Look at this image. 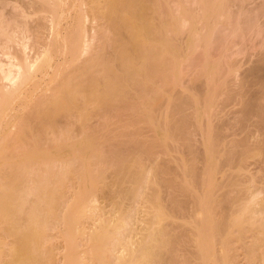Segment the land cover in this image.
<instances>
[{"label": "bare ground", "instance_id": "1", "mask_svg": "<svg viewBox=\"0 0 264 264\" xmlns=\"http://www.w3.org/2000/svg\"><path fill=\"white\" fill-rule=\"evenodd\" d=\"M11 1H15V0H11ZM24 1H26V0H24ZM29 1H31V2H29ZM29 1L27 0L25 2L28 4V7L30 6V8L35 9L37 14L39 13L38 16L35 18V21L33 20L34 19L33 14L35 16L37 14L34 13V11L33 12L31 11L32 15L29 18V15L27 13L28 20L30 19L28 21L29 26H30V23H32L31 19L33 18L32 19V21H33V27H32L33 32H32V34H30L31 29H27L28 32L27 31L26 32L30 36H27L28 34L25 36V38H28V40L31 38L33 39L32 42H31V40H29L31 42L30 46H28L29 45L28 40H27L28 44H26V43L19 44V42L21 43V41H19L18 38L21 40L22 39L21 35L19 37L14 36V34L18 32V29H17V31L15 29V32H14L15 26L13 27L12 26L13 24L10 21V19H12L13 17L10 16V14H9L10 17L8 15L3 14V11L6 14H8L7 11H5V9L7 8V5H6L7 2L6 3L4 2V4H1L2 6L0 7L2 15H4L3 16L4 18L2 17V15L0 16V18L2 17V19H3V21H2V19L0 20V49L2 48L1 45H3V46H5L4 47L5 49H3V48L2 49L9 52L8 50L13 45L12 42H16L17 45L19 46V48H15V49L11 48L12 50H10L9 53H11V52H13V50H15L14 54H13L14 56H12V53L7 55V54H5L6 52H4L3 50H0V54L1 55L4 54V56H6L5 58L2 56V60H1V55H0V158H2V160H3V157L7 154L6 153L4 155V154H2L3 152L5 153L7 150H10V152H11L12 150H14V152H11V153L9 151H7L8 154L9 153L11 154L10 156L12 157V159L16 158V157L19 159H22V156L20 158L19 155L26 156L24 154L27 150H29V151H27L26 154L30 155L33 152V156L36 154L35 156H36V161H37V164L34 162V165H33V161H35V159H32V162L30 161L32 163L31 164L29 162V159H28L30 157H28L27 160H25V158H26L25 157L24 158L25 161L23 159H22L23 161L18 159L20 162H18V160L13 161V163L15 162V164L18 162V166H17L11 162L13 164L12 165L10 162L5 160L7 162V164L10 163V166L8 165V168L6 166L7 165L6 162H2V161L0 162V165H1V163H2V165H3V163H5L4 166H6V168H7L6 171H4V169L2 168L3 166L0 168V264L3 261H5L6 264H180L179 258L181 255H178V254H179V251H182L181 246L182 247L185 246L184 247L185 249H188V248L190 250L195 249V251L198 254L196 252L195 253L198 255L200 260L202 259L201 261L203 264H209L213 261L214 262L215 261L221 262L222 258L219 260L220 257L218 258L216 256L217 257L216 258L215 256H213V258H212V256H210V255L207 257L206 254L203 253L204 251L202 248V245H203L202 243H204L205 238H209V237L211 238V236L212 235L215 236V234L216 235L222 234L223 229L226 230L225 228L222 229V227H224V224L221 223L222 224L221 225L220 222L219 223H218V221L216 222L215 213H217V212L214 213V211H215L213 208L214 205L212 206V202H211L212 201L211 199L213 198L214 195L211 197V195H208V193H207L209 199L211 198L210 200H208L206 195H204L203 193H201V195H203V197H201V198H197L196 195H195L196 197H194L192 195L190 196V197L197 198L196 199V201L198 200L197 203L200 202V203H202V205L208 204L211 207H209L210 209H207V210H209L208 217H207V215H206V217H203L202 221H201L202 223H200V225H199L198 221H197L198 222V224H197V223H195L196 222L195 219H193L195 221L194 222L195 225L191 224V225H194L193 229H192V227H190L191 232L192 233L194 232L193 238H192V233L190 231H188V229L186 227L188 234L191 233V237H190V239H188V237H187L188 234H187L185 236V238L187 237V239H185L184 235L186 233H183V231H182L183 229L181 230V233L180 232L177 233L178 230L176 231V229L179 228V226L182 227V225H179L182 222H180V221L177 222V221H175L176 219H174V220L170 221L168 224L165 223V222H168L167 218H168L169 214H171L169 217V218H171V216L173 214V213H171V211L174 208L173 207L170 208V206L165 207V206L160 205L157 190H156L157 189L156 185H158V186L162 185L165 187H167V185H168V188L170 186L173 187V185H174V187H176V188L180 187V189L186 190V189H189V186H187V185H189L188 183H190L191 181L190 182L186 181L184 176L181 178L180 169H179L180 172H178V173H180V177H179L178 173L176 174V176L174 175L175 177H171V176H168L166 174L167 171H172L170 169L173 166L170 165L171 162H169L171 158L168 160V162L170 164L167 162V165H165L166 164L165 162L167 161V159H166V161L164 160V164L162 162V166H164L166 168H164V167L162 168V166H160L161 169H160V167H157L154 169V166L152 165L153 167L152 168L150 167L151 172L153 170H155V172L153 171L154 173H151L150 169L148 170V165L145 166L146 165L145 159L147 156L143 157L141 155L143 153H146L143 155L151 154L150 150H152V153L156 156V153H158V152H155L154 150L157 149V151H158L160 148H162L160 146L161 143L157 142V140L159 138L156 141H155V139H154V141L152 139H150V142L152 144L154 142V144L153 145L147 144L149 147L147 146V148H144V147H146V144L143 142L144 140H142V138H140L143 135V132H140V131H144V129H142L141 126H140V128L137 127V125H138V123H140L142 121V120H139L140 116L143 117V119L147 117V119H144L145 121L146 120L148 121V119H150V115L153 116V114H154L152 112L154 110L153 108H155V111L157 110L155 107L156 103H157L156 100H160L163 97V96H161V97L159 96L160 97V99H159L158 96L155 95L156 92L158 95H161V93L163 92L161 90L164 88L165 83L169 84V82H170V81L166 82V80L167 79L171 80L173 77L171 74H173V73L175 74V72H176V71L174 72L173 67H174V64H176L178 66V63H176L175 61H177V60L172 59V57L173 56L177 57V55H176V52L174 53V55H168L170 53L172 54L175 50L173 49L174 51L172 52L170 50L171 48L168 49L169 46L167 44H168V42H169V44L171 42L173 43L172 37H174V39H175L177 36L174 34L173 29L171 27L169 28V26L170 25L175 26L176 30H177V34L180 33L178 31L180 29H177V28H179V25H182L181 23H183V21L186 19L182 20V19H180L179 16H180V14L182 16V13L184 11L182 10L181 11L182 13H180V14L177 12L179 15L177 16L176 19L172 18L171 20L168 19V21H167L166 20L167 18L164 17L163 15H166L168 13L166 12V14H163V10H165V9H163L164 7L161 6L162 4L159 3L160 0H158V1L157 0H155V1H150V0H33L32 1V0H29ZM200 1H201V3L204 2L203 0H200ZM209 1H211V0H209ZM220 1H222V2L224 1L223 2L224 5L227 6V4H229V2L231 0H228L229 2L227 0H220ZM225 1H226V3H225ZM241 1H243V0H241ZM18 2L20 3L19 0H16V4H18L20 6L16 5V7H14L15 5L14 4L12 5V8H14L13 9L14 11L16 10L15 11L16 13H18L21 9H22V11L25 10V7L23 5L21 6V3L19 4ZM208 2H207V4H205L206 8L209 5L211 6V3H213L212 4L213 6H211L210 8L208 7L207 9H209V10L213 9V11L215 13L214 8L217 7L218 8L217 16H219V14L221 16L222 15L221 13L218 14V12L220 11L219 10L220 8H219V6H216L218 3H219L218 5H221L219 0L218 1L212 0V2H209V4H208ZM1 3H3V2H1ZM178 3H179V1H178ZM179 4H182V3L180 2ZM197 4H198V2H197ZM248 4H250V3H248ZM205 5H204V8H205ZM258 5H260V4H258ZM256 6H257V4H256ZM23 7H24V9H23ZM87 7H88L87 12L89 14L87 13L86 16L88 15V17H89L90 14L92 13L91 16H93V18H94V19L92 18V20L95 23H97L96 20L98 21V25H96L95 23H93V25L94 26L96 25L97 27L99 26L98 29L95 26V30H93L95 32V34L91 38H88V39H86L87 35H86L85 27L88 28L89 26L87 27L88 23L87 24H85V23L87 21L89 22L90 20L86 21V16L84 15V13H86L84 9H86ZM180 7H181V5L179 6V9L183 8V7H181V8ZM261 7H264V5ZM16 8L17 9L19 8L18 9L19 11ZM224 8L225 7H223V9H221V11H223V14H224ZM170 9H168V11H171ZM240 9H242V7ZM14 11H13V14L15 13ZM176 11H178V10H176ZM28 12H29V8H28ZM16 13H15V15H16ZM43 13L44 14L47 13V15H49V16L42 15ZM227 13L228 12H226L223 15L224 17L223 16L222 17L225 18ZM22 14H23V12H21V15ZM239 14H240V11H239ZM258 14H260V12ZM21 15L17 14L15 16V20L19 19ZM168 15H170V14H168ZM184 16H186V15H184ZM6 17H8V19H6ZM23 17H25V16H22L21 17L22 19L20 18V21H19L20 23L17 22V25L19 24L21 26V28L18 27L20 30L24 26L27 25V24H25L26 22H25V19H23ZM256 17H257V14H256ZM181 18H183V17H181ZM193 18H194V16H193ZM214 18H216V17H214ZM262 18H263V16H262ZM4 19H6L8 22H6ZM21 20L24 21L25 25L23 24V22H21ZM172 20H174V21L171 22ZM205 20L206 19L204 16V19H202L204 24L207 23ZM216 20L218 21L217 18H216ZM250 20H251V18H250ZM192 21H194V20H192ZM212 21H214V19ZM249 21H247V22H249ZM203 22H201V23H203ZM103 23H106V24H104L105 25V31H103V29H104ZM215 23L216 24H214V25H217L218 22H215ZM262 23H261V25H262ZM21 24L23 25V27ZM7 25H9V26H7ZM101 25H103V28H101L102 27ZM206 25L210 26V24L209 25L206 24ZM107 26H110V27H108L110 29H107ZM200 26H202V25H200ZM213 27H216V26H213ZM11 28H13V29H11ZM100 28L102 30H100ZM204 28H206V27L204 26ZM23 29H25V27ZM45 29H46V31H48L47 29H51V30L49 31L48 34H46ZM89 29H91V27H89L88 30ZM166 29H167V31H169L168 29H170V31L167 32ZM12 30H13V32H12ZM106 30H109L110 32H112L113 34L111 33V35H113V36L110 35V32L106 33ZM102 31L106 35L109 33L107 35L108 37H106L104 35V37H106L104 41L102 40V39H104V37L102 38V34H103ZM171 31H172V36H170ZM26 32H24V34ZM166 33L169 34L168 35L169 37L166 36L167 35ZM167 38H171L172 41L171 42L167 41V40H169ZM106 39H109V40L111 39L110 41H112V44L111 43H108V44L112 45L110 47L113 48V52H112V49L109 48L111 50H109V53H108L107 52L108 48L104 44L102 45V43H105ZM176 40H178V39H175V41ZM98 41L101 42L102 49L100 48L99 45H98L99 46L98 47L97 44H95V43H94L95 44L94 47L91 46V44H90V43H92V45H93V42L97 43ZM172 45H174V43ZM18 46L15 45V47H18ZM31 46H32V48H30V50H28V47H31ZM90 46H91V48L93 47L95 49L94 50L90 49ZM97 47H98V49H96ZM104 47L107 49L106 53H103V51L105 50ZM7 48H9V49H7ZM88 48H89V50H88ZM17 49H18V51H17ZM84 50H86V51L88 50L90 53H91V51L95 52V54H96L95 50H97L96 55L94 53H91V54H94V57L89 55V58H87V60H89L93 57L90 60V63H87V61L85 62L82 58H80V59H82L84 62L82 60L80 62L78 59L80 57L79 52L82 53ZM110 51L112 52V54L110 53ZM84 54H86V52ZM103 54L104 55L108 54V55H106L107 57H104ZM110 54H111V56H109ZM59 55H63L62 59H64V60L66 58V60H65L66 65H68L67 60H70L69 62L75 61V63H76V61L77 62L79 61L80 64L83 62V65L81 64L82 65L81 67H79L80 65L77 66L78 69L75 71L72 70L71 72L74 71L72 74L68 73L67 72L68 69L65 68V66H63L64 65L63 62H61L62 59L57 58V57H59ZM8 56L12 57V58H8ZM82 57H84V59L86 58L85 56H82ZM4 59H6L8 61V63H10L9 66H11V67L8 68V66H6L7 61H5ZM169 59L171 60V62ZM172 60H174V64H173ZM217 60H219V59H217ZM3 61L6 62V64ZM1 63L4 64V66ZM85 63H87V64H85ZM170 63H172L173 65ZM230 63H229V65H231ZM234 63H236V62H234ZM256 63H258V60ZM169 64H170V66L172 65L171 66L172 69L170 68ZM206 64L207 63H205V65ZM73 65H74V62H73ZM179 65H181V62L179 63ZM205 65H204V67H205ZM227 65H225V66H227ZM257 65L260 66L258 69H257V67H258ZM257 65L255 68H256V70H258L257 72L259 74H258V76H254L255 73L253 71L254 75L252 74V76L254 79L251 78L252 80L256 81L259 84V87L258 86H257L258 88L256 87L257 88L256 95H258V96L255 95L257 98H255V97L254 98L258 99V97L261 98V96H262V98L264 99V97H263V95H264V57H263L262 62L257 64ZM69 67H70V64L68 65V68ZM221 67H224V66H221ZM233 67H234V65H233ZM72 68H73V66H72ZM224 68H220L219 72H221L220 71L221 69H223V71H224ZM175 69L177 70L180 68L175 67ZM225 69H227V68H225ZM170 70H171V73L168 72ZM172 70H173V73H172ZM217 70L218 69H216V71ZM205 71H206V68H205ZM168 73H170L169 75L172 76V77L169 76L171 78L167 77ZM251 73H252V71H251ZM205 74H206V72H205ZM215 74L216 73H214L213 76H215ZM248 74H250V72ZM175 76L178 78L180 77L179 73H178V75L176 73ZM175 76H174V79H178ZM207 76H208V74H207ZM232 77L234 78V76H232ZM209 78H211V76ZM174 79H172V80H174ZM222 79H221V81H222ZM63 80H64V82H63ZM252 80H250V81H252ZM54 82L60 83V84H57L56 85L57 87H55L54 85L56 83H54ZM253 82H251V83H253ZM52 83H54V85H51ZM170 83H172V82H170ZM224 83L225 82L223 81L222 84L224 85ZM248 85H251V87H249V88H252V84H248ZM50 86L55 87L54 90ZM47 89L53 90L52 92H50L51 90L49 91V93L51 95L49 93H45V91L47 92ZM230 90H231V88H230ZM152 92H153V94H152ZM159 92H160V94H159ZM46 94H48V96H46ZM153 95H154V97H153ZM154 100L156 103L154 102ZM137 101H140L141 105H143V106H139L136 108L135 103L136 104L139 103ZM163 101L161 100V102L163 104L162 103L160 104V102H159L160 106L164 105ZM180 101H182V100H180ZM117 103L122 105V106L120 105L121 108L118 106L119 104H117ZM151 103L154 105L150 108ZM114 105H116V106L114 107ZM230 105H232V104H230ZM117 106L120 108L121 111H122V109L123 110L126 109L124 106L128 107V110L126 109L127 112H125V115H124V113L119 114L118 111H120V110H119V108H117ZM148 106H149V109H148ZM160 106H159V108L158 107L157 108L160 109L161 108ZM169 107H170V105H169ZM178 107H179V105H178ZM262 108H263V106H262ZM147 109L148 110L153 109V110H151V113H153V114H150V112ZM172 109H174V108H172ZM180 109H183V108L180 107ZM169 111L171 112V110H169ZM176 111H174L175 112V118L178 120L180 118V116L176 117V114H177ZM218 111H220V109ZM231 111H233V109ZM243 111L245 113V116H247V119H250L251 110L246 107L245 109H243ZM259 111H260V109H259ZM142 112L144 113L143 115H141ZM158 113H156V114H158ZM165 113L166 112H164L163 114H165ZM178 113H181V111L178 110ZM163 114H162V116H158L159 115L158 114L157 117L163 118ZM186 114H187V118H188V113H186ZM189 114H191V113L189 112ZM235 114H236V112H235ZM247 114L250 116H248ZM180 115H183V114H180ZM224 115H225V113H224ZM59 116L64 117V118L60 119ZM111 116H113V117L115 116L114 118L118 122L120 120V122H122V123L128 122L131 125H133L134 124L133 122H135V124H137V125H133V128L135 131L132 129V126H131V128L128 127L129 126L128 123H126V124H122L120 122L119 123L122 126L126 125L129 129H131V131H130L131 134L136 132L134 134V136L135 137L137 136V138H138V135H139L140 136L139 138L142 141L140 142L139 138H138L139 140H137V138L134 139L135 137L130 135L129 131L124 133V135H120V134H123L122 131L121 132H119V130L116 131V129L118 128V126L120 124L118 123V126H117V121L114 120V118L112 117V120H114V122L116 121L114 123L110 119ZM232 116H234V115H232ZM241 116H243V115L241 114ZM105 117L106 118L109 117L110 120L108 118L107 119L109 121L106 120ZM116 117H119L120 119L119 118L117 119ZM189 117H190V115H189ZM226 117L228 118L227 115H226ZM57 118L60 119V121L63 119L62 122L59 123ZM103 118H105L104 123H106V122L109 123L110 121H112V122H110L111 124H109V125H110V128H112V129L114 127V130H115L114 131L115 133L113 132L114 134H111L112 131L110 128L109 129L106 128L107 131L104 129L105 126L109 127V125L108 126H107V124L102 125V120L104 121ZM121 118L123 120L125 118H129V120H130V118H131L133 121L130 122L131 120L129 121L127 119V121L125 120L126 121L125 122V121H122ZM151 118L152 119H150V121L152 120V122H153L154 117H151ZM134 119H136V121H134ZM169 119H172V118H169ZM169 119L166 120L168 122V126L166 129L164 128L165 130H167L169 128V122L172 123L171 122L172 120L170 121ZM184 120L188 125L186 117H184ZM184 120L182 119V121L181 120L180 121L183 122ZM145 121H143V122H145ZM163 121L166 122L164 119H163ZM180 121H179V123H181ZM211 121H213V120L211 119ZM258 121L261 122L263 120H258ZM156 122H157V120H156ZM260 122L259 123L258 122H251V124L253 123V126H255V127H253L252 125L249 124L250 123V120H249L248 123H245V126H243V129H245V130L242 129V131L244 133H246V130L255 131L257 127L260 128L259 124L262 123V122L261 123ZM255 123H257V124L255 125ZM62 124L63 125L65 124L64 125L65 127ZM161 124L162 123H160V126H161ZM165 124H167V123H165ZM182 124L180 125V124L176 123V127H175L176 131L179 132L180 137L181 136L185 137V139H188L190 141L191 136L190 137L186 136V135H190L188 133L189 127L184 123L188 127L187 131H185L186 127L184 128V125H182ZM140 125H143L142 122ZM178 125H180V126H178ZM263 125H261V128H260L261 130L264 129ZM115 126L117 127L116 129H115ZM134 126H136L138 129ZM162 126H163V124H162ZM172 127H174V126H171V128ZM143 128H144V126H143ZM223 128H225V127H223ZM229 128H230V126H229ZM121 129L122 128H120V130ZM103 130H105L106 133L109 132V135L106 134V136L107 135L110 136V134H111L110 137H108V136L106 137V140L112 139L113 135H114L113 138L115 136L117 137V135H118V137H117L118 139L117 138L112 139V142L114 144H112L111 140H110V142L107 141L109 143V145L112 146V147L110 146V148H112V149H110L111 152L113 153V151H114V155L119 156V157L117 156L118 159L116 158L117 159L116 162H113L115 160L114 157H113L114 158L113 161L110 160L111 158L110 159L108 158V160L105 159L106 157H104V155H102L103 151L101 150L100 146H96V148H95L96 141L90 142L91 138H97L100 135V133H102V134L105 133V131H103ZM170 130L171 129H168L167 131H170ZM190 130H191V127H190ZM212 130H214V127ZM257 130L259 132V129H257ZM261 130H260V133L258 135L264 134V130L263 131H261ZM153 131H155V129ZM171 131L173 132L175 130L173 129ZM202 131H204V130H202ZM231 131H233V130H231ZM253 131H252V133H253V135L254 134L255 135L250 137L251 136L250 135L251 133H250L248 141L250 139L252 141L253 137H254L253 138V141H254V139H256V137L258 136V135L256 136V133H258V132H256V131L253 132ZM117 132H119V134H116ZM137 132H140V133L137 134ZM186 132L188 134H186ZM222 132H220L219 134L221 135ZM239 132H240V130H239ZM261 132H262V134H261ZM152 133H154V132H152ZM152 133H149V134L152 135ZM174 133H175L174 135L177 137L176 132H174ZM180 133H182V135H180ZM184 133L186 134L185 136H183ZM225 133H227V132L225 131ZM225 133H222L223 135L221 137H223L225 135ZM102 134L100 136L101 138L99 137L100 140L98 143H100V141H101L100 144H102L103 140L105 141V138L102 136ZM128 134L132 138L129 137ZM145 134H146V132H145ZM149 134L146 135L147 136L146 142L149 141V138H148ZM198 134H199V132H198ZM125 135H127L128 137ZM205 135H206V133H205ZM230 135H231V133L228 135L229 138L231 137ZM122 136H124V139L126 138L125 139L126 142H125V140L122 141V138H123ZM179 136H178V138H180ZM244 136L247 139L246 134ZM102 137L104 138L103 140H102ZM156 137H158V136L155 135V138ZM174 137H172V138H174ZM211 137H210V140H211ZM99 138H97V139H99ZM127 138H131L129 140L132 142L130 143V141ZM232 138H234V137H232ZM170 139H171V137H170ZM176 139H172V140H175V142L181 140V139L180 140H178V139L176 140ZM185 139H183V140H185ZM244 139L245 138L242 139V142H244ZM257 139H259V138L257 137ZM113 140L114 141L117 140V141L114 142ZM192 140L190 143H193ZM224 140H226V139H224ZM224 140H223V144L225 142ZM234 140H237V139L234 138ZM137 141H139L141 144L137 143ZM211 141L214 142L215 140L214 141L211 140ZM251 141H249V143ZM263 141H264V139H263ZM94 142H95V144H94ZM107 142L105 141L104 142L105 144L103 143V146L107 145L106 150H108V146H109L107 144ZM155 142H157V143L155 144ZM210 142H208V146H209ZM212 142H211V144H212ZM231 142H233V141H231ZM115 143H117V144H115ZM183 143H184V141H183ZM215 143H216V141L214 142V145H216ZM124 144L127 147L130 146L129 147L130 151L128 150V148L126 149L125 146H124L125 147L124 150H121L122 146ZM157 144L159 145V147L157 146ZM187 144L190 146L188 141L184 145H186V147H187ZM193 144L195 145V143H193ZM223 144H221V145H223ZM245 144H247V147H248L249 144L248 143H245ZM113 145H115V146H113ZM199 145L202 146L201 144H199ZM214 145L212 147H214ZM244 145L241 147V149L244 148ZM134 146H135V149H132V147H134ZM155 146L157 147L156 149L154 148ZM231 146L233 147L232 144H231ZM236 146H234V147H236ZM98 147H99V149H97ZM116 147L120 148V150L117 149L119 151V152H116L117 154L115 153ZM170 147H171V145H170ZM191 147H189L188 149H190ZM210 147H211V145H210ZM210 147H208V148H210ZM193 148H195V146ZM193 148L190 149V152H192L191 150ZM215 148H216V146H215ZM21 149L26 150V151L23 150L24 154H23V152L19 154ZM177 149H178V146H177ZM18 150H19V152H18ZM135 150H137V151H135ZM166 150H167V148H166ZM120 151L121 152L126 151L127 153L126 154L124 152L120 153ZM234 151H235V148H234ZM240 151L242 152V150H240ZM111 152H109V153H111ZM131 152H132L131 155H133V156L129 155ZM195 152H196V150H195ZM211 152L213 154V151H211ZM232 152H233V150H232ZM12 153L17 154V155L19 154V155L18 156L16 155L13 157ZM67 153H71V156L65 157V155H67ZM133 153L136 155L139 153L137 156H139V155L140 156L137 157ZM192 153H194V152H192ZM104 154L106 156L105 152H104ZM158 154H160V153H158ZM195 154H194V156H196ZM1 155L2 156L4 155V156L1 157ZM230 155L232 157L231 153H230ZM130 156H131V158H129ZM134 156H136V157H134ZM150 156H151L150 158H152L153 155L151 154ZM233 156H234V154H233ZM11 157H10V160H12ZM31 157H32V154H31ZM140 157H142V158H140ZM218 157H220V156H218ZM103 158L107 161H109V160H110V162L112 161L111 164L106 161V163H108V165L114 164L116 166V168L118 167L119 170H116V171H119V174L116 175V177L121 175V174H123V175L120 177H117L118 179H115V181L117 180V183L120 185H118V186L115 185L116 186L115 190H113L114 196H112L113 193H112V195H110L111 197L107 195L108 197H110L108 200L109 201L111 200V202H108V200L106 199V201L104 200L105 204H103V203L94 204L93 202L96 199L95 196H97V193H98L97 191H100L102 189V188H99L100 185L99 186H98V184L96 185L95 181H94L95 173H97L98 172L97 170L100 169V168L97 169L96 167H97V164L99 165V164L103 163L102 162ZM147 158H149V157H147ZM154 158H156V157H154ZM154 158H152V159H154ZM5 159H6V157H5ZM215 159H216V157H215ZM219 159H221V157ZM7 160H8V158H7ZM133 160H134V162H133ZM189 160H190V158H189ZM197 160H199V159H197ZM130 161L132 162V164H129ZM143 161H145V163ZM222 161H223V159H222ZM151 162L153 163V161H151ZM194 162H196V161H194ZM134 163H135V165L138 166V167L136 166L137 170L135 168L136 171H133V169H134L133 167L135 166ZM148 163H149V161H148ZM152 163H150V164H152ZM229 163H231V162H229ZM35 164L37 165V167H34ZM38 164H40L42 166H39ZM153 164H155V163H153ZM168 164L170 165V167H167V166H169ZM110 165H109V167H110ZM157 165L159 166V164H157ZM196 165H198V164H196ZM200 165H201V162H200ZM176 167L177 166H175V168ZM218 167H220V166H218ZM104 168H106V167H103L102 169H104ZM194 168H195L194 166H193V168H190L192 175H193V173L194 174L197 173V169L195 170ZM215 168H217V167H215ZM215 168H214V171L217 170ZM173 170H176V169H173ZM182 170L186 171L185 169H182ZM104 171H106V170H104ZM209 171H210V169H209ZM3 172H5V173H3ZM30 172L33 173V175L30 174ZM124 172H125V174H124ZM164 173L170 178H168ZM184 173H182V175ZM163 174L167 177V179L165 178V176H163ZM168 174H170V173L168 172ZM186 174H187V172H186ZM198 174H200V173H198ZM207 174H209V173L207 172ZM177 175L179 177V180H178ZM215 175L217 176V173H215ZM114 176L115 175L113 174V177ZM96 177L99 178L100 174H99V176H96ZM183 178L185 179V181ZM201 179H202L203 184L206 181L205 185H207V182L209 183L208 180H210V183H211V178L210 179L207 178L208 180L205 179V181L203 178H201ZM119 180L121 181V183ZM189 180H191V179H189ZM181 181H183V183ZM210 183H209V185L204 186V188L205 187L208 188V186H211ZM214 183L215 182H213V180H212V186ZM111 184H113V183H111ZM202 187H203V185H202ZM96 188H98L97 191H95ZM180 189H178V191ZM203 189H202V191L205 192ZM205 190H206V188H205ZM115 191H116L117 195L120 191V193H122V194L120 195V193H119V195L122 197L121 198L118 197L119 199L116 198L115 197ZM210 191L212 192L211 188H210ZM192 192H195V191H192ZM94 193H96V194H94ZM181 193L183 194V192H181ZM107 194H108V192H107ZM195 194H198V193L195 192ZM218 196H219V194H218ZM163 197L160 198L161 202H162ZM213 201H215V200L213 199ZM165 202H166V200H165ZM221 202H222V200H221ZM172 203H174V202H172ZM175 203L179 204L178 202H175ZM167 204H168V202H167ZM182 204L183 203H181V205ZM216 204H218V203H216ZM221 204H220V206H221ZM261 204H260V206H261ZM142 205L144 206V208ZM183 205H186V204H183ZM183 205H182V209L185 208V206L183 207ZM171 206H172V204H171ZM179 206H180V204H179ZM220 206H219V208H220ZM176 207H177V205L175 206V208ZM188 207H189V205H188ZM216 207H217V205H215V208ZM145 208L147 209L146 210L147 214L145 213L146 215H143V213L145 211L143 213H142V211L145 210ZM263 208H264V205H263ZM263 208L261 207V210ZM220 209H222V208H220ZM187 210L189 211L188 208H187ZM174 211H176V210H174ZM221 211L222 210H220V212ZM183 212L185 213L186 211L184 210ZM189 212H186V214H188ZM197 212H199V211H197ZM176 213H177V211H176ZM203 213H206V212L203 211ZM190 215L191 214H189V217L191 219L192 216H190ZM194 216H195V214H194ZM173 217L174 218L177 217L175 215V213H174ZM184 218H185V216H184ZM207 219H208L209 223L211 221L210 224L209 223L206 224L205 221H207ZM196 220H198V219H196ZM236 221H238V220H236ZM184 222H185V220H184ZM190 223H191V221H190ZM227 228H228V226H227ZM174 230L176 231V233L172 232ZM227 236H229V235L227 234ZM244 240H245V238H244ZM221 241H223V240L221 239ZM185 244H188L190 247L189 246L186 247ZM184 248H183V251H184ZM193 252H191V253H193ZM256 252H257V250L255 251V253ZM262 254H264V253H262ZM9 256H11V258L8 260V258H6V257H9ZM13 256H14V258H13ZM225 258L226 257H224V259ZM216 259H218V260H216ZM226 261H227V259L224 261V264L227 263ZM228 261H230V260H228ZM197 262H199V261H197Z\"/></svg>", "mask_w": 264, "mask_h": 264}, {"label": "rangeland", "instance_id": "2", "mask_svg": "<svg viewBox=\"0 0 264 264\" xmlns=\"http://www.w3.org/2000/svg\"><path fill=\"white\" fill-rule=\"evenodd\" d=\"M20 1V3H21V6L23 5L24 7H25V10L24 11H22V9L20 10L21 12H23V14L21 15V12L19 11H17L18 13H16L13 9L14 8H12V5L14 4L15 6L14 7H16V5H18V4H16V0L15 1H11V0H0V7L2 6L1 4H4V2L6 3V5H7V8L5 9V11H7V13L8 14H6L4 11H3V14L4 15H8L9 16V14H10V16H12L13 18L12 19H10V21H11V23L13 24L12 26L14 27L15 26V28H14V32H15V29H16V31H17V29H18V34L17 33H15L14 34V36H20L21 35V37H22V39L20 40L19 38H18V40L19 41H21V43L19 42V44H22V43H26V44H28L29 43V45L28 46H30V43L33 41V39L31 38V39H29V40H31V42L28 40V38H25V36L28 34L27 32V29H31V33L30 34H32V32H33V30H32V27H33V21H32V19H31V22L32 23H30V26H29V23H28V21L30 20H28V16H27V13H28V15H29V18H30V16L32 15L31 14V11L33 12L34 11V13H36V11H35V9H33V8H30V6L28 7V4L27 3H25L26 1H24V0H19ZM29 1V0H28ZM33 1V0H32ZM150 1H155V0H150ZM158 1V0H157ZM178 1H179V3L181 2L182 4H179L178 3ZM204 2H202L201 3V1L200 0H160L159 1V3L160 4H162L161 6H163L164 8L163 9H165V10H163V14H166V12L168 13V14H170V15H168V14H166V15H163L164 17H166L167 19V21H168V19L169 20H171L172 18L173 19H176L177 18V16L180 14V13H182L181 11L183 10L184 12L182 13V16H181V14H180V19H182V20H184V19H186V20H184L183 21V23H181L182 25H179V28H177V29H180V30H178L180 33H178L177 34V30H176V27L175 26H169V28L171 27L172 29H173V31H174V34L177 36H175L176 38L175 39H178V40H176L175 41V39H174V37H172V39H173V43H174V45H172L173 43L171 42L172 41V39L171 38H167V39H169V40H167V41H170L171 43L169 44V42H168V46H169V48L168 49H170L173 53L171 54H168V55H174V53L176 52V55H177V57L176 56H173L172 57V59H175V60H177V61H175L176 63H178V66L176 65V64H174V60H172L173 61V64H174V67H173V69H174V72H175V74L173 73V70H172V73L174 74H171V75H169L170 73H171V70L170 71H168V72H170V73H168L167 74V77H169V76H171L172 77V79H174V76L176 75V73H177V75H178V73H179V75H180V77L178 78V77H176V78H178V79H174V80H166V82H168V81H170V82H172V83H170L169 82V84L167 85L166 83H165V86H164V88L161 90V91H163L162 93H161V95H158L157 94V92H156V96H158V98L160 99V97L161 96H163L160 100H156L157 101V103L155 102V100H154V102L156 103V111H155V108H153V109H150V110H148L149 109V106H148V111L150 112V114H153V116L152 115H150V119H152L151 117H154L153 118V122H152V120L150 121V119H148V121L146 120H144V119H147V117L146 118H144L143 119V117H139V120H142L141 122H142V124L143 125H140L141 124V122L140 123H138V125L137 124H135V122H133L134 124L133 125H137V127H139L140 128V126H141V128L142 129H144V131H140V132H143V135L140 137L139 135H138V138L140 137V138H142V140H144L143 142L146 144V147H144V148H147V146L150 144H152L151 142H150V139H152L153 141H154V139H155V141L157 140V142H160L159 144H160V146L162 147V148H158L159 150L157 151V147L155 146L154 148L156 149V150H154L155 152H158V153H160V154H158V153H156V156L152 153V150H150L151 152V154L153 155L152 156V158H154V157H156V158H154V159H152V158H150L151 156V154H147V155H143V154H146V153H143V154H141L143 157L144 156H147V157H149V158H147L146 157V159H145V161H146V163H145V161H143L146 165L145 166H147L148 165V170L150 169V172H151V168L154 166V169L155 168H157V167H160V166H162V162H163V164H164V160L166 161V159H167V161L165 162L166 164L165 165H167V162H168V160L170 159V161L169 162H171V164L170 165H172L173 167H171V169L170 170H172V171H167V175L168 176H171V177H175L176 176V174L178 173V172H180L181 173V178L184 176V178L186 179V181H191L190 183H188L189 185H187V186H189V189H186V190H184V189H180V187L179 188H176V187H174V185H173V187L172 186H170L169 188H168V185H167V187H165V186H162V185H156V190H157V194H158V198H159V203H160V205H162V206H165V207H169L170 206V208H174L172 211H171V213H173L172 214V216H171V218H169L170 217V215L171 214H169L168 215V218H167V221L168 222H165L166 224H168L170 221H172V220H174V219H176L175 221H177V222H182V223H178L179 225H182V227L181 226H179V228H177L176 229V231L178 230V232L177 233H181V230L183 231V233H186L185 235H184V238H185V236L188 234V231H190L191 232V228L190 227H192V229H193V226L195 225L194 224V222L195 223H197L198 224V222H199V225H200V223H202L201 221H202V218L203 217H206V215H207V217H208V214H209V210H207V209H210L209 207H211L210 205H208V204H204V205H202V203H197L198 202V200L196 201V199L197 198H201V197H203V195H201V193H203L204 195H206V197L208 198V200H210L209 199V197H208V195H211V197L213 196V198L211 199L212 201V206H213V208H214V213L215 212H217V213H215V218H216V222L218 221V223L220 222V224L222 223V224H224V227H222V229L223 228H225L226 230H224L223 229V232H222V234H215V236L214 235H212L211 236V238L209 237V238H205L203 241H204V243H202L203 245H202V248H203V253H205L206 254V256L208 257L209 255L210 256H212V258H213V256H217L218 258H219V260L221 259V262L220 261H218V262H211V263H209V264H224V261L227 259V263L226 264H264V254H262V253H264V208H263V205H264V141H263V139H264V134L263 135H258L259 133H260V128H261V125H263L264 124V99L262 98V96H261V98L260 97H258V99H255V98H257L256 96H258V95H256V93H257V88L259 87V84L256 82V81H254V80H252L251 78H253V76H252V74H253V71H254V73H255V75L254 76H258V70H256V65L257 64H259V63H261L262 62V60H263V57H264V7H261V6H263L264 5V0H243V1H241V0H231L230 2H229V4H227V6H225L224 5V1L222 2V1H220L219 0V2L221 3V5H216V6H219V12H218V14L219 13H221L222 15L220 16V14H219V16H217V10H218V8L217 7H215L214 8V10H215V13H214V11H213V9L212 10H209V9H207L208 7L210 8L211 6H213L212 4L213 3H211V6L209 5L207 8H206V5L205 4H207V2L209 1V0H203ZM207 1V2H206ZM214 1H218V0H214ZM233 1V2H232ZM256 1V2H255ZM1 2H3V3H1ZM13 2V3H12ZM29 2H31V1H29ZM188 2V3H187ZM197 2H198V4H197ZM209 2H212V0L211 1H209ZM209 2H208V4H209ZM235 2V3H234ZM19 3V2H18ZM19 3V4H20ZM225 3H226V1H225ZM248 3H250V4H248ZM253 3V4H252ZM263 3V4H262ZM186 4V5H185ZM216 4V3H215ZM256 4H257V6L259 7H257L256 6ZM258 4H260V5H258ZM262 4V5H261ZM181 5V7H183V8H181V9H179V6ZM204 5H205V8H204ZM4 6V5H3ZM18 6H20V5H18ZM17 6V7H18ZM239 6V7H238ZM24 7H23V9H24ZM168 7V8H167ZM171 9H170V8ZM223 7H225L224 8V14L226 13V12H228L227 14H226V16H225V18H223L224 16V14H223V11H221V9H223ZM233 7V8H232ZM242 7V9H240ZM250 7V8H249ZM28 8H29V12H28ZM186 8V9H185ZM245 8V9H244ZM263 10H262V9ZM87 9V10H86ZM86 9H84L85 10V12L86 13H84V15L86 16V14L88 13L87 11H88V7L86 8ZM168 9H170L171 11H168ZM173 9V10H172ZM197 11H196V10ZM200 9V10H199ZM202 9V10H201ZM233 9V10H232ZM251 9V10H250ZM254 9V10H253ZM176 10H178V11H176ZM199 10V11H198ZM207 10V11H206ZM253 10V11H252ZM13 11L16 13V15L18 14V15H21L20 16V18L22 17V16H25V17H23V19H25V24H27L26 26H24L25 27V29H23L24 27H23V25H22V31L18 28V27H20L21 28V26L19 25H17V22H19L20 21V18L19 19H17V20H15V13L13 14ZM91 11V10H90ZM89 11V12H90ZM165 11V12H164ZM174 11V12H173ZM213 11V12H212ZM239 11H240V14H239ZM260 12V14H258L259 12ZM0 12H1V8H0ZM172 14H171V13ZM176 12V13H175ZM179 14H178V13ZM198 14H197V13ZM203 12V13H202ZM206 12V13H205ZM238 12V13H237ZM250 12V13H249ZM91 13V12H90ZM194 13V14H193ZM255 13V14H254ZM12 14V15H11ZM37 14V13H36ZM39 14V13H38ZM38 14L35 16L34 14H33V16H34V21H35V18L38 16ZM89 14V13H88ZM92 14V13H91ZM91 14H90V16H91ZM196 14V15H195ZM256 14H257V17H256ZM2 15V12L0 13V16ZM4 15H2V17L4 16ZM42 15H47V13H43ZM184 15H186V16H184ZM199 15V16H198ZM214 17H216L217 19H218V21L216 20V18H214ZM239 15V16H238ZM259 15V16H258ZM9 16V17H10ZM47 16H49V15H47ZM88 17V15L86 16V21L87 20H90L89 22L87 21L85 24H87V27L89 26V27H91V29H89L88 30V28H86L85 27V29H86V35H87V37H86V39H88V38H91L94 34H95V32L93 31V30H95V26L96 25H98V21L96 20V22L97 23H95L93 20H92V18H93V16H91V17ZM193 16H194V18H193ZM204 16H205V21L207 22H205L206 24H210V26H207L206 24H204V20L202 21V19H204ZM208 16V17H207ZM223 16V17H222ZM247 16V17H246ZM261 16V17H260ZM262 16H263V18H262ZM2 17L0 18V20L2 19ZM19 17V16H18ZM181 17H183V18H181ZM185 17V18H184ZM198 17V18H197ZM201 17V18H200ZM221 17V18H220ZM239 17V18H238ZM243 17V18H242ZM4 18V17H3ZM17 18V17H16ZM189 18V19H188ZM196 18V19H195ZM236 18V19H235ZM250 18H251V20H250ZM258 18V19H257ZM6 19H8V17H6ZM6 19H4L6 22H8ZM22 19V18H21ZM94 19V18H93ZM198 19V20H197ZM214 19V21H212ZM220 19V20H219ZM235 19V20H234ZM13 20V21H12ZM192 20H194V21H192ZM209 20V21H208ZM239 20V21H238ZM250 20V21H249ZM260 20V21H259ZM2 21H3V19H2ZM4 21V22H5ZM174 20H172L171 22H173ZM211 21V22H210ZM236 21V22H235ZM247 21H249V22H247ZM257 21V22H256ZM21 22H23V24H24V21L23 20H21ZM201 22H203V23H201ZM214 22V23H213ZM215 22H218L217 23V25H214V24H216ZM263 22V23H262ZM20 23V22H19ZM93 23H95L96 25L94 26L93 25ZM242 23V24H241ZM250 23V24H249ZM258 23V24H257ZM261 23H262V25H261ZM24 24V25H25ZM92 24V25H91ZM104 24H106V23H103V25ZM212 24V25H211ZM229 24V25H228ZM10 25V24H9ZM9 25H7V26H9ZM103 25H101L100 27L101 28H103ZM195 25V26H194ZM200 25H202V26H200ZM206 27V28H204V26ZM252 25V26H251ZM254 25V26H253ZM260 25V26H259ZM86 26V25H85ZM93 26V27H92ZM111 26V25H110ZM110 26H107V29H110V28H108V27H110ZM213 26H216V27H213ZM28 27V28H27ZM97 27V26H96ZM99 27V26H98ZM98 27H97V29H98ZM196 27V28H195ZM202 27V28H201ZM208 27V28H207ZM263 27V28H262ZM10 28V27H9ZM100 28V30H102ZM204 28V29H203ZM11 29H13V28H11ZM10 29V30H11ZM171 29V30H172ZM175 29V30H174ZM198 29V30H197ZM212 29V30H211ZM259 29V30H258ZM48 31H46V29H45V32H46V34H48L49 33V31L51 30V29H47ZM88 30V31H87ZM169 31H170V29H168ZM211 32H210V31ZM27 31V32H26ZM103 31H105V25H104V29H103ZM102 31V38L104 37V35L106 36V37H108L107 35L109 34H104V32ZM166 31H167V29H166ZM169 31H167V32H169ZM11 32V31H10ZM12 32H13V30H12ZM24 32H26L25 34H24ZM107 32H110L109 30H106V33ZM111 33L112 32H110V35H111ZM259 33V34H258ZM24 34V35H23ZM113 34V33H112ZM167 34V33H166ZM171 35L170 36H172V31H171V33H170ZM169 34H167L166 36H168ZM27 36H30L29 34L27 35ZM111 36H113V35H111ZM106 37H104V39H102L103 41L105 40V38ZM169 37V36H168ZM111 38V37H110ZM112 39V38H111ZM110 39V40H111ZM27 40L29 41L28 43H27ZM101 40V41H102ZM109 39H106V41H105V43H102V45L104 44L107 48H108V53H109V50H111L112 49V52H113V48L112 47H110V46H112V45H109L108 43H111L112 44V41H110ZM25 41V42H24ZM102 41V42H103ZM97 44V46L99 45L100 46V48L102 49V45H101V42L100 41H98L97 43L96 42H93V45H92V43H90L91 44V46H93L94 47V45L95 44ZM12 47H10V49L9 48H7V49H9L8 51L10 52V50H12V49H15V48H19V46L17 45V43L16 42H12ZM11 45V44H10ZM15 45L16 46H18V47H15ZM33 45V44H32ZM176 45V46H175ZM91 46H90V49H95V48H91ZM98 46V47H99ZM1 47L3 48V49H5L4 47L5 46H3V45H1ZM98 47L96 48V49H98ZM177 47V48H176ZM0 49V50H3V49ZM12 48V49H11ZM30 48H32V46L31 47H28V50H30ZM105 48V47H104ZM109 48H111V49H109ZM174 49V50H173ZM180 49V50H179ZM88 50H89V48H88ZM86 51V50H84L83 52L85 53L86 52V54H84L83 52V54L81 53V52H79L80 53V57L78 58L79 59V61L81 62V60L83 59L85 62L87 61V63H90V60L94 57V54H95V52H92L91 51V53H94V54H91L89 51ZM106 48H105V52L103 51V53H106ZM169 50V51H170ZM4 52H6L5 54H11L12 53V56H14L13 54H14V51L15 50H13V52H11V53H9V52H7V51H5V50H3ZM17 51H18V49H17ZM82 51V50H81ZM96 51V54H97V50H95ZM112 52L110 51V53L112 54ZM261 52V53H260ZM16 53V52H15ZM178 53V54H177ZM82 54V55H81ZM95 54V55H96ZM102 54V53H101ZM111 54L109 55V56H111ZM263 54V55H262ZM1 55V54H0ZM89 55L90 56H93L91 59H89V60H87V58H89ZM104 55V54H103ZM106 55H108V54H105L104 55V57H107ZM2 56L5 58L6 56H4V54L3 55H1V60H2ZM82 56H85L86 58L84 59V57H82ZM62 57H63V55H59V57H57L58 59H62ZM175 57V58H174ZM8 58H12V57H9L8 56ZM65 58V57H64ZM80 58H82V59H80ZM111 58V57H110ZM168 58V57H167ZM180 58V59H179ZM260 58V59H259ZM206 59V60H205ZM214 59V60H213ZM217 59H219V60H217ZM5 61H7L6 59H4ZM64 59H62L61 60V62H63V66H65V68H67L68 70H67V72L68 73H73L75 70H77L78 68H77V66H79V67H81L82 65H83V62L80 64L79 63V61L77 62L76 61V63H75V61H71V62H69L70 60H67L68 61V65L70 64V67L68 68V65H66V62H65V60H66V58H65V60L63 61ZM107 60V59H106ZM109 60V59H108ZM170 60V59H169ZM168 60V61H169ZM257 60H258V63H256L257 62ZM261 60V61H260ZM11 61V60H10ZM89 61V62H88ZM4 62V61H3ZM65 62V63H64ZM73 62H74V65H73ZM92 62V61H91ZM170 62H171V60H170ZM181 62V65H179V63ZM183 62V63H182ZM228 62V63H227ZM231 62V63H230ZM234 62H236V63H234ZM245 62V63H244ZM248 62V63H247ZM5 64H6V62H4ZM87 63H85V64H87ZM108 63V62H107ZM169 63V62H168ZM186 63V64H185ZM204 63V64H203ZM205 63H207L206 65H205ZM228 65H227V64ZM229 63L232 65H229ZM2 64V63H1ZM170 64H172V63H170ZM170 64H169V66H170ZM172 64V65H173ZM239 64V65H238ZM3 66H4V64H2ZM10 65V63H8V61H7V65L6 66H8V68L9 67H11V66H9ZM171 65V66H172ZM176 65V66H175ZM204 65H205V67H204ZM219 65V66H218ZM225 65H227V66H225ZM233 65H234V67H233ZM67 66V67H66ZM72 66H73V68H72ZM170 66V68L172 69V67ZM221 66H224L225 68H227V69H225L224 67H221ZM230 66V67H229ZM241 66V67H240ZM250 66V67H249ZM258 66V65H257ZM175 67L176 68H182L181 70L180 69H175ZM188 67V68H187ZM192 67V68H191ZM240 67V68H239ZM260 66H258L257 67V69L259 68ZM6 68V67H5ZM187 68V69H186ZM205 68H206V71H205ZM220 68H224V71H223V69H221L220 71L221 72H219V69ZM254 68V69H253ZM71 69V70H70ZM216 69H218L217 71H216ZM72 70H74L73 72H71ZM233 70V71H232ZM70 71V72H69ZM251 71H252V73H251ZM181 72V73H180ZM204 72V73H203ZM205 72H206V74H205ZM224 72V73H223ZM250 72V74H248ZM214 73H216L215 74V76H213L214 75ZM207 74H208V76H207ZM212 74V75H211ZM206 75V76H205ZM211 76V78H209L210 76ZM229 75V76H228ZM183 76V77H182ZM226 76V77H225ZM232 76H234V78L232 77ZM236 76V77H235ZM249 78H248V77ZM251 76V77H250ZM171 77H169V78H171ZM215 77V78H214ZM223 78V79H222ZM227 78V79H226ZM213 79V80H212ZM221 79H222V81H221ZM230 79V80H229ZM232 79V80H231ZM236 81H235V80ZM249 79V80H248ZM254 79V78H253ZM66 80V79H65ZM226 80V81H225ZM250 80H252V81H250ZM181 81V82H180ZM207 83H206V82ZM223 81L225 82L224 83V85L222 84L223 83ZM232 81V82H231ZM249 81V82H248ZM254 81V82H253ZM59 82V81H58ZM63 82H64V80H63ZM222 82V83H221ZM230 82V83H229ZM248 82V83H247ZM251 82H253V83H251ZM54 83H56V82H54ZM54 83H52L51 85H54ZM206 83V84H205ZM221 83V84H220ZM57 84H60V83H56L54 86L55 87H57L56 85ZM226 84V85H225ZM248 84H252V88H249V87H251V85H248ZM254 84V85H253ZM104 85V84H103ZM102 85V86H103ZM223 86V87H222ZM229 86V87H228ZM258 86V87H257ZM48 87V86H47ZM50 87H52V86H50ZM55 87H52L53 88V90H54V88ZM257 87V88H256ZM46 88V87H45ZM49 88V87H48ZM228 88V89H227ZM230 88H231V90H230ZM248 88V89H247ZM51 90V91H50ZM52 89H47V92L45 91V93H49V91L50 92H52L53 91ZM240 90V91H239ZM160 91V92H161ZM160 92H159V94H160ZM50 94V93H49ZM152 94H153V92H152ZM163 94V95H162ZM51 95V94H50ZM151 95V94H150ZM256 95V96H255ZM46 96H48V94H46ZM160 96V97H159ZM215 96V97H214ZM153 97H154V95H153ZM180 99H179V98ZM230 97V98H229ZM235 97V98H234ZM255 97V98H254ZM263 97H264V95H263ZM168 98V99H167ZM157 99V98H156ZM166 99V100H165ZM262 99V100H261ZM161 100L164 102V105L162 106H160L159 105V102H160V104L162 103L161 102ZM178 100V101H177ZM180 100H182V101H180ZM136 101V100H135ZM166 101V102H165ZM177 101V102H176ZM137 102H139V103H135V105H136V108L137 107H139V106H143V105H141V103H140V101H137ZM152 102V101H151ZM175 102V103H174ZM182 102V103H181ZM184 102V103H183ZM117 104H119V103H117ZM116 104V105H117ZM139 104V105H138ZM150 104V103H149ZM163 104V103H162ZM172 104V105H171ZM230 104H232V105H230ZM261 104V105H260ZM116 105H114V107L116 106ZM120 105L121 104H119L118 106L120 107ZM154 104H152L151 103V105H150V108L153 106ZM158 105V106H157ZM169 105H170V107H169ZM178 105H179V107H178ZM246 105V106H245ZM248 105V106H247ZM260 105V106H259ZM117 106V108H119ZM122 106V105H121ZM159 106L161 107L160 109H158L159 108ZM166 106V107H165ZM260 108H259V107ZM262 106H263V108H262ZM127 110H128V107H126V106H124ZM123 107V108H124ZM158 107V108H157ZM178 107V108H177ZM180 107L181 108H183V109H180ZM187 107V108H186ZM228 107V108H227ZM247 107V108H249L250 110H251V116L250 115H248V116H250V119H247V116H245V113H244V111H243V109H245V108ZM121 108V107H120ZM120 108H119V110H120ZM167 108V109H166ZM170 108V109H169ZM172 108H174V109H172ZM260 109V111H259V109ZM126 109L125 110H123L122 109V111L120 110V111H118L119 112V114L121 113V114H123L124 113V115H125V112H127L126 111ZM165 109V110H164ZM220 109V111H218ZM233 109V111H231ZM151 110H153L152 112L153 113H151ZM169 110H171V112L169 111ZM177 110V111H176ZM178 110H180L181 111V113H178ZM184 110V111H183ZM124 111V112H123ZM156 113H158V114H156ZM174 111H176L177 112V114H176V117L177 116H180V118L177 120L176 118H175V112ZM184 113H183V112ZM241 111V112H240ZM117 112V111H116ZM129 112V111H128ZM164 112H166L165 114H163ZM169 112V113H168ZM189 112L191 113V114H189ZM227 112V113H226ZM235 112H236V114H235ZM238 112V113H237ZM240 112V113H239ZM261 112V113H260ZM186 113H188V118H187V114ZM224 113H225V115H224ZM253 113V114H252ZM144 113L142 112V114L141 115H143ZM162 114H163V118L161 117H157V115L158 116H162ZM169 114V115H168ZM180 114H183V115H180ZM229 114V115H228ZM231 114V115H230ZM241 114L243 115V116H241ZM165 115V116H164ZM168 115V116H167ZM173 115V116H172ZM189 115H190V117H189ZM226 115L228 116V118L226 117ZM232 115H234V116H232ZM62 116V115H61ZM61 116H59V118L61 119V118H64V117H61ZM182 116V117H181ZM186 117V119H187V122H188V125H187V123L185 122V120H184V117ZM240 116V117H239ZM245 116V117H244ZM263 116V117H262ZM112 117L113 116H111V120H112ZM115 117V116H114ZM113 117V118H114ZM156 117V118H155ZM165 117V118H164ZM236 117V118H235ZM252 117V118H251ZM106 118V117H105ZM105 118H103L104 119V121L102 120V125L104 124H107V126L109 125V124H111L110 122H114V120H116L115 118H114V120H112V121H110L109 123L108 122H106V123H104L105 122ZM108 119H109V117H107ZM106 118V120H108ZM117 119L119 118V117H116ZM169 118H172V119H169ZM60 119H58L57 118V120H58V122L59 123H61L62 122V120L60 121ZM109 119V120H110ZM120 119V118H119ZM122 119V118H121ZM127 119L129 120V118H125L124 120L122 119V121H127ZM163 119L166 121L167 119H169L172 123H170L169 122V128L168 129H171V130H175V131H167V130H165L166 128H167V126H168V122L166 121V122H164L163 121ZM182 119L184 120L183 122H181L182 121ZM190 119V120H189ZM211 119L213 120V121H211ZM225 119V120H224ZM242 119V120H241ZM108 120V121H109ZM131 120V121H130ZM130 122H132L133 120L130 118ZM138 120V119H137ZM155 120V121H154ZM156 120H157V122H156ZM174 120V121H173ZM181 120V121H180ZM229 120V121H228ZM240 120V121H239ZM244 120V121H243ZM247 120V121H246ZM250 120V125H252L253 126V123L251 124V122H260V121H258V120H263V121H261L260 123L261 124H259L258 126L260 127V128H258L257 126V128H256V132H258V130L257 129H259V132L258 133H256V136L259 138V139H257V137H256V139H254V141H253V138H252V141H251V139L249 140V141H251L250 143H249V141H248V139H249V134L251 135L250 137H252V136H254L253 135V133H252V131H248V130H246V133H244L243 131H242V129H243V126H245V123H248V121ZM117 121V120H116ZM115 121V122H116ZM125 121V122H126ZM134 121H136V119H134ZM143 121H145V122H143ZM164 123H163V122ZM178 121V122H177ZM179 121L181 122V123H179ZM193 121V122H192ZM243 121V122H242ZM114 122V123H115ZM119 122H120V120H119ZM118 121H117V126H118V123H119ZM155 122V123H154ZM191 122V123H190ZM64 123V122H63ZM120 123H122V122H120ZM119 123V124H120ZM126 123H128V122H126ZM126 123H122V124H126ZM137 123V122H136ZM145 123V124H144ZM149 123V124H148ZM160 123H162L163 124V126H162V124H161V126H160ZM165 123H167V124H165ZM176 123L177 124H182V125H184V128L186 127V130L185 131H187V128H188V133L190 134V135H186V134H188L187 132H186V134L184 133L183 134V136H191L190 138V141L188 140V139H185V137H182L183 139H185V140H183L180 136H179V132H177L176 131ZM188 126H186L185 124ZM195 123V124H194ZM243 123V124H242ZM129 124V128H131V126H132V129L134 130V128H133V125H131L130 123H128ZM165 124V125H164ZM204 124V125H203ZM257 123H255V125H256ZM63 125V124H62ZM65 125V124H64ZM63 125V126H64ZM101 125V126H102ZM116 125V124H115ZM180 125H178V126H180ZM198 125V126H197ZM212 125V126H211ZM227 125V126H226ZM230 126V128H229V126ZM113 126V125H112ZM120 126V127H119ZM118 126V128L115 126V129H116V131H118L119 130V132H121L122 131V133L123 134H120V135H124V133H126L127 131H129V134L130 135H132V136H134V134L136 133V132H134L133 130V134H131V129H129L126 125L124 126H122L121 124ZM143 126H144V128H143ZM166 126V127H165ZM171 126H174V127H172L171 128ZM197 126V127H196ZM204 126V127H203ZM234 126V127H233ZM251 126V127H252ZM264 126V125H263ZM65 127V126H64ZM104 127V126H103ZM134 127H136V126H134ZM136 127V128H137ZM190 127H191V130H190ZM212 127V128H211ZM213 127H214V130H212L213 129ZM223 127H225V128H223ZM250 127V128H251ZM253 127H255V126H253ZM106 128H110V125H109V127H106L105 126V130H106ZM120 128H122L121 130H120ZM129 130H128V129ZM162 128V129H161ZM165 128V129H164ZM178 128V127H177ZM196 128V129H195ZM205 128V129H204ZM209 128V129H208ZM211 128V129H210ZM220 128V129H219ZM102 129V128H101ZM111 129V131H112V133L111 134H114L115 132V130H114V127H113V129L112 128H110ZM125 129V130H124ZM138 129V128H137ZM155 129V131H153V130ZM164 129V130H163ZM225 129V130H224ZM255 129V128H254ZM105 130H103V131H105ZM141 130V129H140ZM150 130V131H149ZM202 130H204V131H202ZM210 130V131H209ZM218 130V131H217ZM228 130V131H227ZM230 130V131H229ZM231 130H233V131H231ZM239 130H240V132H239ZM243 130H245V129H243ZM264 130V129H263ZM263 130H261V131H263ZM107 131V130H106ZM106 131H105V133H100V135L97 137V138H99L100 136H101V134H102V136L105 138V141L107 142V141H109L110 142V140H111V142H112V139H116L117 137H118V135H117V137L115 136L114 138H113V136H112V139H110V140H106V137L109 135V132L108 133H106ZM109 131V130H108ZM124 131V132H123ZM139 131V130H138ZM184 131V132H185ZM191 131V132H190ZM213 131V132H212ZM223 131V132H222ZM225 131L227 132V133H225ZM237 131V132H236ZM255 131H253V132H255ZM15 132V131H14ZM114 132V133H113ZM119 132H117L116 134H119ZM140 132H137V134H139ZM145 132H146V134H145ZM152 132H154V133H152ZM174 132H176V135H177V137L174 135L175 133ZM198 132H199V134L201 135H199L198 134ZM220 132H222V133H225V135L223 136V137H221L223 134L221 133V135L219 134ZM233 132V133H232ZM149 133H152V135H150ZM172 133V134H171ZM205 133H206V135H205ZM231 133V137L229 138V134ZM238 133V134H237ZM106 134H108L107 136H106ZM111 134H110V136H111ZM115 134V135H116ZM128 134V135H129ZM145 134V135H144ZM147 134H149L148 135V138H149V141L148 142H146L147 140ZM171 136H170V135ZM227 134V135H226ZM246 134V136H247V139H246V137L244 136ZM261 134H262V132H261ZM119 135V136H120ZM129 135V137H131ZM155 135L156 136H158V137H156L155 138ZM173 135V136H172ZM180 135H182V133H180ZM220 135V136H219ZM233 135V136H232ZM44 136V135H43ZM110 136H108V137H110ZM125 136H127V135H125ZM144 136V137H143ZM152 136V137H151ZM164 136V137H163ZM166 136V137H165ZM175 136V137H174ZM178 136L180 137V138H178ZM212 136V137H211ZM216 136V137H215ZM102 137V140L104 139ZM123 137V138H122ZM121 138H122V141H124L125 139H124V136H122ZM128 137V136H127ZM135 137V136H134ZM154 137V138H153ZM170 137H171V139H170ZM172 137H174V138H172ZM196 137V138H195ZM202 137V138H201ZM210 137H211V140H215L216 141V145H214V142H212L211 140H210ZM223 139H226V140H224L225 142H224V144H223V140L221 139V138ZM226 137V138H225ZM232 137H234L235 139H237V140H234V138H232ZM242 137V138H241ZM261 137V138H260ZM97 138H91V140H90V142L91 141H96V144H95V142H94V144H95V148H96V146H100V148H101V150L103 151V154L102 155H104V157H106L105 159H107L108 160V158L110 159V160H114V158H115V160L113 161V162H116L117 161V159H118V157L116 156V155H114V149L112 150L113 151V153L111 152V150L110 149H112V148H110V146L111 145H109V143L107 142V144L109 145L108 146V150H106V146L107 145H104L103 146V143L105 142L104 140L102 141V144H100L101 143V141H100V143H98L99 142V140H100V138L99 139H97ZM132 138V137H131ZM131 138H127L128 140L129 139H131ZM137 138V136L134 138V139H136ZM137 138V140H139ZM178 139V140H180V141H176L175 142V140H172V139ZM206 138V139H205ZM243 138H245L244 139V142H242V139ZM45 139V138H44ZM95 139V140H94ZM97 139V140H96ZM108 139V138H107ZM118 139V138H117ZM167 139V140H166ZM176 139V140H177ZM194 141H193V140ZM219 139V140H218ZM141 139H140V142L142 141ZM171 140V141H170ZM184 141V143H183V141ZM191 140H192V142L193 143H195V145L193 144V143H190L191 142ZM199 140V141H198ZM212 142V144L214 145V147H212L213 145L211 144V142ZM233 141V142H231V141ZM246 140V141H245ZM257 140V141H256ZM259 140V141H258ZM114 141V140H113ZM115 141H117V140H115ZM114 141V142H115ZM130 141V140H129ZM189 142V144H190V146L187 144V147H186V145H184L186 142ZM218 141V142H217ZM227 141V142H226ZM125 142H126V140H125ZM132 141H130V143H131ZM136 142V141H135ZM134 142V143H135ZM139 141H137V143H140ZM150 142V143H149ZM157 142H155V144L157 143ZM163 142V143H162ZM170 142V143H169ZM173 142V143H172ZM179 142V143H178ZM199 142V143H198ZM208 142H210L209 143V146H208ZM229 142V143H228ZM129 143V142H128ZM127 143V144H128ZM133 143V144H134ZM183 143V144H182ZM218 143V144H217ZM228 143V144H227ZM233 145V147L234 146H236V147H234L235 148V151H234V148L231 146V144ZM238 143V144H237ZM241 145H240V144ZM245 143H248L249 145H248V147H247V144H245ZM259 143V144H258ZM98 144V145H97ZM105 144V143H104ZM112 144H114L113 142H112ZM115 144H117V143H115ZM141 144V143H140ZM148 144V145H147ZM153 144H154V142H153ZM152 144V145H153ZM164 144V145H163ZM178 144V145H177ZM192 144V145H191ZM199 144H201L202 146H200ZM221 144H223V145H221ZM245 144V145H244ZM253 146H252V145ZM135 145V144H134ZM163 145V146H162ZM170 145H171V147H170ZM174 145V146H173ZM178 146V149H177V146ZM210 145H211V147H210ZM219 145V146H218ZM225 145V146H224ZM227 145V146H226ZM244 145V148H242L241 149V147ZM113 146H115V145H113ZM121 146V145H120ZM126 147V149L128 148V150L130 151V149H129V147L130 146H126L125 144L122 146V149L121 150H124V148ZM144 146V145H143ZM157 146L159 147V145L157 144ZM169 146V147H168ZM192 146V147H191ZM195 146V148H193ZM215 146H216V148H215ZM230 146V147H229ZM112 147V146H111ZM149 147V146H148ZM189 147H191V148H193L191 151L192 152H194V153H192V152H190V149H188ZM208 147H210V148H208ZM224 147V148H223ZM253 147V148H252ZM104 148V149H103ZM166 148H167V150H166ZM232 148V149H231ZM246 148V149H245ZM97 149H99V147L97 148ZM117 149H119L120 150V148H117L116 147V150H115V153L116 152H119ZM125 149V150H126ZM132 149H135V146L134 147H132ZM176 151H175V150ZM217 149V150H216ZM224 149V150H223ZM231 149V150H230ZM248 149V150H247ZM26 151L25 149H21L20 150V152H19V150H18V152H19V154L20 153H22L23 152V154H24V151ZM171 150V151H170ZM194 150V151H193ZM195 150H196V152H195ZM213 151V154H212V152L211 151ZM227 150V151H226ZM232 150H233V152H232ZM240 150H242V152L240 151ZM7 151H9L10 152V150H7ZM3 152L2 154H6L4 157L1 155V157H3V160H2V158H0V162L2 161V162H6V161H8V162H12L13 163V161H15V160H18L19 158H13L12 159V157L10 156L11 154V152H14V150H12L9 154H8V152ZM16 151V150H15ZM27 151H29V150H27ZM27 151L25 152V154L24 155H26V156H23V155H19V157L21 158V156H22V159L24 160V158H25V160H27V158L28 157H30V158H28L29 159V162L31 161L32 162V159H35V161H33V165H34V162L37 164V161H36V154L33 156V152L31 153L32 154V157H31V154L30 155H27L26 153H27ZM100 151V150H99ZM127 151V150H126ZM124 152V151H122V152H124L125 154L127 153V152ZM132 151V150H131ZM135 151H137V150H135ZM175 151V152H174ZM185 151V152H184ZM187 151V152H186ZM230 151V152H229ZM42 152V151H41ZM104 152L106 153V156H105V154H104ZM109 152H111V153H109ZM121 151H120V153H122ZM168 152V153H167ZM190 152V153H189ZM224 152V153H223ZM16 153V152H15ZM43 153V152H42ZM123 153V154H124ZM162 153V154H161ZM189 153V154H188ZM196 153V154H195ZM230 153L232 154V157H231V155H230ZM241 153V154H240ZM29 154V153H28ZM108 154V155H107ZM117 154V153H116ZM119 154V153H118ZM129 154V153H128ZM132 154V152L129 154V155H131ZM134 154V153H133ZM139 154V153H138ZM137 154V155H138ZM191 154V155H190ZM194 154L196 155V156H194ZM227 154V155H226ZM233 154H234V156H233ZM17 154H14V153H12V156L14 157V156H16ZM17 155V156H18ZM46 155V154H45ZM134 155H136V154H134ZM136 155V156H137ZM160 155V156H159ZM193 155V156H192ZM222 155V156H221ZM229 155V156H228ZM11 157V159L12 160H10V157ZM71 156V153H67V155H65V157H70ZM131 156H133V155H131ZM131 156L129 157V158H131ZM136 156H134V157H136ZM140 156V155H139ZM139 156H137V157H139ZM191 156V157H190ZM218 156H220L221 157V159H219L220 157H218ZM225 156V157H224ZM5 157H6V159H5ZM35 157V158H34ZM60 157V156H59ZM114 157V158H113ZM159 157V158H158ZM215 157H216V159H215ZM242 157V158H241ZM7 158H8V160H7ZM117 158V159H116ZM133 158V157H132ZM140 158H142V157H140ZM189 158H190V160H189ZM234 158V159H233ZM238 158V159H237ZM22 159H19V160H21V161H23ZM104 158L102 159V162L103 163H101V164H97V169L98 168H100L99 170H97L98 172L97 173H95V178H94V181H95V184L97 185L98 184V186H99V188H102L100 191H97L98 190V188H96V190L95 191H97L96 193H97V196H95V201L93 202L94 204H101V203H103V204H105V201H106V199L108 200L111 196L110 195H112V193H113V195L112 196H114V191L113 190H115V187L116 186H118V185H120V184H118L117 183V180L115 181V179H118L117 177H120V176H122L123 174H121V175H119V176H117L116 177V175H118L119 174V171H116V170H119L118 169V167L116 168V166L114 165V164H112V165H110L111 164V162H110V160L109 161H107V160H105ZM135 159V158H134ZM152 159V160H151ZM160 159V160H159ZM194 159V160H193ZM197 159H199V160H197ZM219 159V160H218ZM222 159H223V161H222ZM227 159V160H226ZM6 160V161H5ZM18 160V162H20ZM24 160V161H25ZM104 160V161H103ZM143 160V159H142ZM149 161V163H148V161ZM163 160V161H162ZM186 160V161H185ZM188 160V161H187ZM203 160V161H202ZM218 160V161H217ZM106 161L108 162V163H110L109 165H110V167H109V165H108V163H106ZM151 161H153V163H155V164H153ZM176 161V162H175ZM194 161H196V162H194ZM220 161V162H219ZM18 162L15 164V162L13 163V164H15V165H17L18 166ZM27 162V161H26ZM30 162V163H31ZM131 162V161H130ZM129 162V164H132V162L130 163ZM133 162H134V160H133ZM200 162H201V165H200ZM229 162H231V163H229ZM233 162V163H232ZM10 163L9 164H7V162H6V166H7V168H8V165L10 166ZM11 163V164H12ZM150 163H152V164H150ZM179 163V164H178ZM198 164V165H196V164ZM219 163V164H218ZM251 163V164H250ZM4 164L5 163H3V165H2V163H1V165H0V168L2 167L3 169H4V171H6L7 170V168H6V166H4ZM12 164V165H13ZM32 164V163H31ZM35 164V166L34 167H37V165ZM157 164H159V166L157 165ZM168 164V165H169ZM178 164V165H177ZM217 166H216V165ZM236 164V165H235ZM11 165V166H12ZM39 166H42V165H40V164H38ZM115 167H114V166ZM134 165H135V163H134ZM150 165V166H149ZM153 165V166H152ZM156 165V166H155ZM170 165L169 166H167V167H170ZM182 165V166H181ZM137 165H135L133 168V171H136L137 170V167H136ZM175 166H177L176 168H175ZM193 166L195 167L194 169L196 170L197 169V173L196 174H194L193 173V175H192V172L190 171V168H193ZM198 166V167H197ZM218 166H220V167H218ZM241 166V167H240ZM103 167H106V168H104V169H102ZM108 167V168H107ZM151 167V168H150ZM164 166H162V168H163ZM183 167V168H182ZM197 167V168H196ZM215 167H217V168H215ZM135 168H136V170H135ZM164 168H166V167H164ZM178 168V169H177ZM214 168L215 169H217V170H215L214 171ZM113 169V170H112ZM115 169V170H114ZM159 169V168H158ZM160 169H161V167H160ZM173 169H176V170H173ZM179 169H180V171H179ZM182 169H185L186 171H184V170H182ZM206 169V170H205ZM209 169H210V171H209ZM9 170V169H8ZM104 170H106V171H104ZM153 170V169H152ZM222 170V171H221ZM101 171V172H100ZM154 172H155V170H153ZM151 172V173H154V172ZM190 171V172H189ZM149 172V173H150ZM168 172L170 173V174H168ZM185 172V173H184ZM186 172H187V174H186ZM207 172L209 173V174H207ZM3 173H5V172H3ZM117 173V174H116ZM164 173V174H165ZM173 173V174H172ZM175 173V174H174ZM180 173H178L179 174V177H180ZM182 173H184L183 175H182ZM198 173H200V174H198ZM203 175H202V174ZM212 175H211V174ZM215 173H217V176L215 175ZM30 174H32L33 175V173H31L30 172ZM99 174H100V177L98 178V177H96V176H99ZM113 174L115 175L114 177H113ZM124 174H125V172H124ZM163 174V176H165ZM172 174V175H171ZM198 174V175H197ZM166 175V176H167ZM175 175V176H174ZM209 175V176H208ZM162 176V175H161ZM165 176V178L167 179V177ZM188 176V177H187ZM194 178H193V177ZM208 178V179H210L211 178V183H210V180H208L206 177ZM177 177H178V175H177ZM179 177H178V180H179ZM191 177V178H190ZM168 178H170V177H168ZM180 178V179H181ZM183 178V179H184ZM201 178H203L204 179V181H205V179H207L208 181H209V183L211 184V186H208V188L207 187H205L206 188V190H205V188H204V186H207V185H209V183L207 182V185H205L206 183V181L204 182V184H203V182H202V179ZM185 179H184V181H185ZM189 179H191V180H189ZM218 179V180H217ZM226 179V180H225ZM98 180V181H97ZM212 180H213V182H215L214 184H213V186H212ZM116 183H115V182ZM120 181V180H119ZM198 181V182H197ZM218 183H217V182ZM182 183H183V181H181ZM111 183H113V184H111ZM120 183H121V181H120ZM186 183V182H185ZM111 184V185H110ZM116 185V186H115ZM164 185V184H163ZM199 185V186H198ZM202 185H203V187H202ZM97 186V187H98ZM176 186V185H175ZM179 186V185H178ZM183 186V185H182ZM215 186V187H214ZM165 187V188H164ZM191 187V188H190ZM198 187V188H197ZM110 188V189H109ZM118 188V187H117ZM204 188V189H203ZM210 188H211V190H212V192L210 191ZM109 189V190H108ZM119 189V188H118ZM166 189V190H165ZM172 189V190H171ZM178 189H180L179 191H178ZM202 189L205 191V192H203L202 191ZM186 191V192H185ZM192 191H195V192H197L198 194H195V192H192ZM104 192V193H103ZM107 192H108V194H107ZM111 192V193H110ZM122 192V191H121ZM181 192H183V194L181 193ZM96 193H94V194H96ZM119 193H120V191H119ZM119 193H118V195H117V193H116V191H115V197L116 198H121L122 196H120L122 193H120V195H119ZM188 193V194H187ZM194 193V194H193ZM207 193H208V195H207ZM93 194V195H94ZM218 194H219V196H218ZM110 196V197H108V196ZM162 195V196H161ZM194 196V197H196L197 196V198H194V197H190V196ZM196 195V196H195ZM201 195V196H200ZM221 195V196H220ZM107 196V197H106ZM164 196V197H163ZM179 196V197H178ZM226 196V197H225ZM94 197V196H93ZM163 197V199H162V202H161V199L160 198H162ZM169 197V198H168ZM177 197V198H176ZM221 197V198H220ZM255 197V198H254ZM118 198V199H119ZM117 199V200H118ZM169 199V200H168ZM195 199V200H194ZM213 199L215 200V201H213ZM220 199V200H219ZM224 199V200H223ZM234 199V200H233ZM253 199V200H252ZM263 199V200H262ZM105 200V201H104ZM165 200H166V202H165ZM181 200V201H180ZM194 200V201H193ZM221 200H222V202H221ZM100 201V202H99ZM102 201V202H101ZM263 201V202H262ZM108 202H111V200L109 201L108 200ZM167 202H168V204H167ZM172 202H174V203H172ZM175 202H178L179 204H180V206H179V204H176ZM190 202V203H189ZM222 204H221V203ZM165 205H164V204ZM172 204V206H171V204ZM181 203H183V204H186V205H183V207L185 206V208L184 209H182V205H181ZM216 203H218V204H216ZM261 204V206H260V204ZM177 205V207L175 208V206ZM201 204V205H200ZM220 204H221V206H220ZM188 205H189V207H188ZM215 205H217V207L215 208ZM225 205V206H224ZM141 206V205H140ZM143 206V205H142ZM147 206V205H146ZM192 206V207H191ZM202 206V207H201ZM204 206V207H203ZM219 206H220V208H222V209H220L219 208ZM189 209V211L187 210V208ZM257 207V208H256ZM261 207L263 208L262 210H261ZM143 208H144V206H143ZM163 208V207H162ZM181 208V209H180ZM194 208V209H193ZM199 208V209H198ZM256 208V209H255ZM180 209V210H179ZM193 209V210H192ZM202 209V210H201ZM204 209V210H203ZM227 209V210H226ZM146 208H145V210H143L142 211V213H143V215H146L147 213H146ZM174 210H176L177 211V213H176V211H174ZM186 211V212H189L188 214H186V212L184 213L183 211ZM220 210H222L221 212H220ZM226 210V211H225ZM252 210V211H251ZM181 211V212H180ZM194 213H193V212ZM197 211H199V212H197ZM203 211H205L206 213H203ZM225 211V212H224ZM238 211V212H237ZM260 211V212H259ZM179 212V213H178ZM183 212V213H182ZM263 212V213H262ZM141 213V214H142ZM146 213V214H145ZM174 213H175V215L177 216L176 218H174L173 217V215H174ZM178 214V215H177ZM189 214H191L190 216H192L191 217V219H190V217H189ZM193 214V215H192ZM194 214H195V216H194ZM187 215V216H186ZM184 216H185V218H184ZM173 217V218H172ZM218 217V218H217ZM246 217V218H245ZM180 218V219H179ZM191 221V223H190V221L188 220V219ZM187 219V220H186ZM193 219H195V221L193 220ZM196 219H198V220H196ZM223 219V220H222ZM184 220H185V222H184ZM236 220H238V221H236ZM198 221V222H197ZM210 221V220H209ZM176 222V223H177ZM187 222V223H186ZM193 222V223H192ZM206 222V224L207 223H209L208 222V219H207V221H205ZM263 222V223H262ZM210 223H211V221H210ZM209 223V224H210ZM238 223V224H237ZM242 223V224H241ZM191 224H194V225H191ZM221 224V225H222ZM234 225V226H233ZM185 226V227H184ZM227 226H228V228H227ZM232 226V227H231ZM236 226V227H235ZM185 229H184V228ZM186 227H187V229H188V231L186 230ZM170 228V227H169ZM190 228V229H189ZM171 229V228H170ZM187 232H186V231ZM228 230V231H227ZM235 230V231H234ZM176 231L174 230V231H172V232H175L176 233ZM185 231V232H184ZM192 233V232H191ZM191 233L190 234H188L187 235V237H188V239H190V237H191ZM194 233V232H193ZM193 233H192V238H193ZM227 234L229 235V236H227ZM222 235V236H221ZM220 236V237H219ZM231 236V237H230ZM187 237L185 238V239H187ZM216 237V238H215ZM223 237V238H222ZM225 238V239H224ZM244 238H245V240H244ZM221 239L223 240V241H221ZM225 241V242H224ZM245 241V242H244ZM244 242V243H243ZM255 242V243H254ZM260 242V243H259ZM259 243V244H258ZM231 244V245H230ZM253 244V245H252ZM186 245V247L187 246H189L188 244H185ZM226 245V246H225ZM230 245V246H229ZM229 246V247H228ZM259 246V247H258ZM185 246H181V250L182 251H179V254L178 255H181L180 256V258H179V263L180 264H203L202 263V259L200 260L199 259V257H198V253L195 251V249H192V250H190L189 248L188 249H185L184 248ZM190 247V246H189ZM258 247V248H257ZM183 248H184V251H183ZM251 248V249H250ZM230 249V250H229ZM234 249V250H233ZM187 250V251H186ZM190 250V251H189ZM257 250V252L255 253V251ZM184 252V253H183ZM189 252V253H188ZM191 252H193V253H191ZM197 254H196V253ZM210 253V254H209ZM253 253V254H252ZM196 254V255H195ZM200 255V254H199ZM205 256V257H206ZM184 259H183V258ZM216 257V258H217ZM224 257H226L225 259H224ZM229 257V258H228ZM232 257V258H231ZM6 258H8V260L11 258V256H9V257H6ZM13 258H14V256H13ZM197 258V259H196ZM256 258V259H255ZM234 259V260H233ZM216 260H218V259H216ZM228 260H230V261H228ZM255 260V261H254ZM197 261H199V262H197ZM1 264H6V262L5 261H3V262H1Z\"/></svg>", "mask_w": 264, "mask_h": 264}]
</instances>
